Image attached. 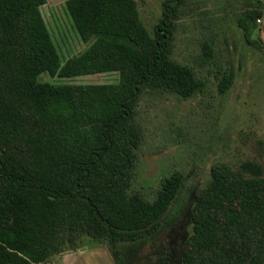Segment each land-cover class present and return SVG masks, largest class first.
Returning <instances> with one entry per match:
<instances>
[{
    "label": "trees",
    "instance_id": "1",
    "mask_svg": "<svg viewBox=\"0 0 264 264\" xmlns=\"http://www.w3.org/2000/svg\"><path fill=\"white\" fill-rule=\"evenodd\" d=\"M185 3L165 2L152 39L137 0H69L78 33L92 43L64 60L42 14L46 0H0V264H45L62 252L66 228L100 242L136 241L172 206L182 181L177 172L152 202L128 189L142 140L135 124L141 97L188 100L207 90L193 66L171 57ZM110 72L120 74L119 84L41 81L43 74ZM233 80L226 73L218 79L221 94ZM192 220L183 264H264L259 167L216 171Z\"/></svg>",
    "mask_w": 264,
    "mask_h": 264
},
{
    "label": "rangeland",
    "instance_id": "2",
    "mask_svg": "<svg viewBox=\"0 0 264 264\" xmlns=\"http://www.w3.org/2000/svg\"><path fill=\"white\" fill-rule=\"evenodd\" d=\"M67 1L46 0L42 7L64 60L92 43L78 33ZM166 1L137 0L140 20L152 39ZM171 57L193 66L197 76L207 80V90L188 100L169 93L141 97L135 124L142 140L135 150L128 194L152 202L163 182L177 172L182 181L172 206L152 232L136 241L100 242L88 233L71 236L66 228L62 252L45 264H66L74 259L72 253L95 248L107 251L116 264H183L193 235L196 198L204 194L214 173L223 167L241 172L257 166L264 175V0H186L174 21ZM225 73L233 74L234 80L221 94L218 79ZM41 81L117 85L120 74H43Z\"/></svg>",
    "mask_w": 264,
    "mask_h": 264
},
{
    "label": "crops",
    "instance_id": "3",
    "mask_svg": "<svg viewBox=\"0 0 264 264\" xmlns=\"http://www.w3.org/2000/svg\"><path fill=\"white\" fill-rule=\"evenodd\" d=\"M74 259L66 264H116L109 253L101 248L72 253Z\"/></svg>",
    "mask_w": 264,
    "mask_h": 264
},
{
    "label": "flooded vegetation",
    "instance_id": "4",
    "mask_svg": "<svg viewBox=\"0 0 264 264\" xmlns=\"http://www.w3.org/2000/svg\"><path fill=\"white\" fill-rule=\"evenodd\" d=\"M104 250V249H103ZM116 263V262H115Z\"/></svg>",
    "mask_w": 264,
    "mask_h": 264
}]
</instances>
